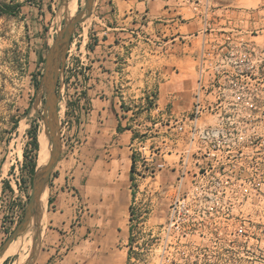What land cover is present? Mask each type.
Listing matches in <instances>:
<instances>
[{
	"label": "rangeland",
	"instance_id": "obj_1",
	"mask_svg": "<svg viewBox=\"0 0 264 264\" xmlns=\"http://www.w3.org/2000/svg\"><path fill=\"white\" fill-rule=\"evenodd\" d=\"M9 1L0 0V4ZM100 1L97 0L94 16L102 14L98 8ZM13 2L21 4L16 15L0 13V245L21 219L31 193L23 152L27 149L30 156L34 154L30 151L28 131L35 128L37 137L43 131L44 92L40 79L47 47L64 21L84 4V0ZM68 2L75 7L73 12L66 10ZM210 5L224 8L229 16L231 46L238 49L230 60H238L240 50L246 52L243 61L226 65L218 76L239 78L246 92L252 94L256 104L253 111L256 121L252 123L255 130L250 131L249 124H245L242 139L233 131L222 134L216 138L213 150L208 146L205 149L188 146L186 138L171 131L172 127L166 136V115L161 117L160 112L149 115L146 110L147 95L151 92L157 100L160 93L157 88L163 92L166 87L159 84L162 80L155 81V86L142 96L143 109L133 110L129 120L131 125H140L135 127L139 130L135 135L141 141L142 154L152 157L153 169L145 162L136 163L133 184L129 186L133 193L132 241L122 245L131 251L128 264H264V0H210ZM92 14L82 25L78 24L58 80L63 157H77L80 138L76 134L90 108L86 74L81 73L83 66L88 68V54L83 46L86 47L85 34L95 22ZM192 55L195 60L197 53ZM159 60L154 57L152 65L144 66L158 74L165 66ZM193 71V79L186 80L177 94L163 103L174 116L191 106L195 67ZM35 80H39L37 87ZM79 98H84L83 105ZM125 101L121 103L123 110L130 108L128 98ZM132 148H137V143ZM209 150L211 154H207ZM182 157L186 158L184 162ZM159 163L164 166L157 167ZM54 173L55 168L47 188L42 227L47 224L46 210L52 209L50 186ZM4 180L12 190L3 189ZM72 195L74 214L69 230L79 226L88 214L86 203L76 193ZM46 234L42 229L35 252L56 242L49 231ZM34 236L32 223L14 240L21 243L22 250L1 256L0 264L29 262L34 252ZM43 238H46L44 245ZM75 239L64 237L59 243L60 253L69 251Z\"/></svg>",
	"mask_w": 264,
	"mask_h": 264
},
{
	"label": "crops",
	"instance_id": "obj_2",
	"mask_svg": "<svg viewBox=\"0 0 264 264\" xmlns=\"http://www.w3.org/2000/svg\"><path fill=\"white\" fill-rule=\"evenodd\" d=\"M96 4L97 0L92 16ZM98 8L102 14L94 16L83 46L88 54L85 83L90 108L76 134L80 138L77 157L60 154L55 166L50 186L52 209L46 210L47 224L42 227L56 242L41 248L32 264L131 261L122 245L130 234L129 174L139 132L135 127L140 125H131L130 115L139 107L143 109L142 96L155 81L162 80L159 84L166 87L163 92L157 88V102L163 117V103L176 95L186 80L193 79L201 47L231 23L226 10L211 8L210 0H101ZM154 57L165 65L158 74L144 66L152 65ZM127 98L130 108L123 110L121 103H127ZM72 193L86 203L88 214L69 230L75 202ZM67 236L76 239L69 251L60 253L59 243ZM45 241L43 238L41 244Z\"/></svg>",
	"mask_w": 264,
	"mask_h": 264
},
{
	"label": "built area",
	"instance_id": "obj_3",
	"mask_svg": "<svg viewBox=\"0 0 264 264\" xmlns=\"http://www.w3.org/2000/svg\"><path fill=\"white\" fill-rule=\"evenodd\" d=\"M78 27L77 25L72 35L73 40ZM230 30V28L222 30L199 50L195 65L196 79L191 106L189 110L178 116H174L170 110H165L164 113L168 118L166 120V136L170 135L168 128L172 127L171 131L186 138L188 146H196L198 149H205L208 146L213 150L216 138L222 134L233 131L238 133L239 138L242 139L245 124H249L250 131L255 130L252 123L256 121L253 114L256 104L252 94L246 92V86L241 83L239 78L218 76L220 70L226 65L232 62L237 64L238 61H243L242 58L246 56V52L240 50V55L237 56L238 60H230L233 52H238V49L231 46L233 40ZM72 45L73 42H70L67 52L70 51ZM81 74H87L86 66H83ZM83 100L84 98H79L81 105H83ZM147 101L149 108L146 110H149V115L152 112H160L157 100L151 92L147 95ZM135 143H137V148L134 150L137 157L136 163L141 165L145 162L153 169L152 157L149 158L142 154V145L141 141H138V137ZM212 150L207 151V154H211ZM201 151L206 153V150ZM184 160L186 158L182 157V162ZM163 166L164 163L157 164V167ZM175 206L177 207L176 204Z\"/></svg>",
	"mask_w": 264,
	"mask_h": 264
},
{
	"label": "water",
	"instance_id": "obj_4",
	"mask_svg": "<svg viewBox=\"0 0 264 264\" xmlns=\"http://www.w3.org/2000/svg\"><path fill=\"white\" fill-rule=\"evenodd\" d=\"M94 0H84L83 7L74 15L67 18L63 25L56 31L51 43L48 45L41 73L40 86L44 92V108L41 120L43 132L49 145L46 162L35 166L31 178V193L23 210V215L15 228L9 233L0 245V257L4 255L10 244L20 235L24 234L29 226L35 225L32 251L35 250L36 240L42 232V218L44 206L41 197L47 191L50 176L61 154L60 125L58 114L59 97L57 85L59 76L64 68L67 51L72 35L78 24L84 22L92 14ZM38 102H35V108ZM47 201V199H46ZM37 252H31L30 260L26 264H32Z\"/></svg>",
	"mask_w": 264,
	"mask_h": 264
},
{
	"label": "trees",
	"instance_id": "obj_5",
	"mask_svg": "<svg viewBox=\"0 0 264 264\" xmlns=\"http://www.w3.org/2000/svg\"><path fill=\"white\" fill-rule=\"evenodd\" d=\"M21 4L19 2H13V0H10L9 2H3L0 4V13L3 14H10V15H16L19 12ZM91 47V46H89ZM44 61V59H43ZM39 84V80H35L34 85L37 87ZM74 104V103H73ZM17 123V121H15V124ZM117 131L122 130V127L120 126V124L117 125ZM28 134L31 137V141L29 142L30 145V151H34V154L32 156H30L29 151L27 149L24 150L23 152V157H24V167L26 168V175H27V180L28 182H31V178L32 175L34 173L35 170V166H36V155L38 153V140H37V131L35 128H31V130L28 131ZM135 137V135H133ZM135 154L132 153L131 154V166H130V174H129V179H130V185L133 184V173L135 171ZM3 189H9L12 190L9 182L7 180L3 181ZM133 195V193H132ZM48 202H51V198H48ZM129 237H128V241L131 242L132 241V233H131V226L130 223L133 221V208L130 205L129 206ZM131 258V251L128 252V261Z\"/></svg>",
	"mask_w": 264,
	"mask_h": 264
},
{
	"label": "bare ground",
	"instance_id": "obj_6",
	"mask_svg": "<svg viewBox=\"0 0 264 264\" xmlns=\"http://www.w3.org/2000/svg\"><path fill=\"white\" fill-rule=\"evenodd\" d=\"M74 8L75 7L70 2L67 3L66 10L73 12L75 10ZM37 140H38V142H37L38 143V153H37V158H36V164L37 165H41L44 162H46V160L48 158L49 145H48L47 138H46V136H45L43 131L39 132ZM46 199H47V191L45 190V192L43 193V195L41 197L42 206H44V207H45V204H46ZM22 248L23 247L21 246V243L18 240L13 241L10 244V246L8 247V249L6 250V252L4 253V255H7L9 253H14V252H17V251L19 252V250L20 249L22 250ZM4 255H2V257H4ZM20 255H21V253H20ZM21 257H23V256H21Z\"/></svg>",
	"mask_w": 264,
	"mask_h": 264
}]
</instances>
